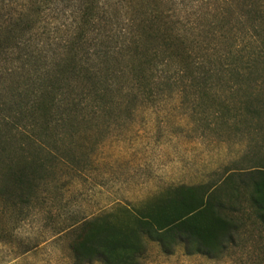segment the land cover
Segmentation results:
<instances>
[{
    "label": "rangeland",
    "instance_id": "1",
    "mask_svg": "<svg viewBox=\"0 0 264 264\" xmlns=\"http://www.w3.org/2000/svg\"><path fill=\"white\" fill-rule=\"evenodd\" d=\"M100 1L103 8L75 54L67 52L65 40L75 31L79 2L57 0L26 36L36 57L0 64L2 102L17 100L22 83L36 87L46 69L57 71L68 62L74 73L61 75L57 86L77 87L84 102L61 112L63 121L23 129L39 135L43 148L24 145L21 184L0 170V264H73L71 243L85 222L101 225L107 218L121 228L127 222L123 210L133 212L174 187L218 185L228 177L242 187L241 177L264 167V66L241 80L229 67V51L248 45L253 32L264 46V0ZM6 11L0 9V16ZM219 13L225 16L215 18ZM141 20L155 25L143 29ZM124 29L141 41L140 50L127 52ZM176 35L190 57L170 63L162 74L165 39ZM133 65L144 73L136 76ZM86 68L113 86L92 89L96 79L88 81ZM252 94L258 100L249 112ZM241 192L249 213L248 192ZM248 231L245 247L215 258L186 253L180 243L167 254L146 239L140 264H264V232L251 225Z\"/></svg>",
    "mask_w": 264,
    "mask_h": 264
},
{
    "label": "trees",
    "instance_id": "2",
    "mask_svg": "<svg viewBox=\"0 0 264 264\" xmlns=\"http://www.w3.org/2000/svg\"><path fill=\"white\" fill-rule=\"evenodd\" d=\"M56 1L0 0V9H7L5 15L0 16L1 65L3 63L13 65L15 61L24 64L27 56L36 57L30 51L29 39L26 36L34 31L33 27L41 23L40 13L46 12ZM77 1L79 3L73 11L76 20L71 22L75 31L73 30L69 35L70 38L65 40L66 44H69L66 46L69 54L71 52L75 54V50L83 46L81 42L85 41V28L93 22V16H96L99 8L102 7L100 0ZM138 6L133 4L130 7ZM141 6L143 7L142 3L139 7ZM174 16L165 17L172 20ZM217 16L225 15L219 13L214 17ZM240 18L242 20L244 16L239 14L237 19ZM126 24L132 27L134 19L128 20ZM154 25L150 20H141L138 24L143 29L148 28L146 30ZM252 29L257 27L253 25ZM129 33L131 34L125 29L122 31L127 52L132 49L136 52L140 50L141 41L131 40L127 36ZM257 33L250 34L248 45L243 47L237 45L233 47L235 48L233 52L229 51V58L233 60L229 67L233 75L240 80L248 78L258 67L264 66V46H259L258 39L261 34L259 33V36ZM165 40H167L165 43L167 59L159 64V71L162 74H166L169 70L170 63L173 64L176 60L186 63L190 57L182 47L180 35ZM237 63L241 65L240 69H237ZM74 69V65L71 66L69 62L57 71L46 69L44 77L38 78L40 84L34 82L36 87L30 88L23 83L17 87L15 95L17 100L6 102L0 100V170L10 171L18 184H21L24 172L18 165V157L24 150V145L29 142L35 145L34 147L37 146V149L43 148L39 135L34 132L24 133L23 129L48 126L55 120L63 121L61 112L71 107L82 106L84 103L83 91H77V87L57 86L60 79L63 81L61 75L65 72L74 73ZM132 69L136 76L138 73H144L143 69L138 70V65H133ZM179 71L183 72L182 69ZM3 73L0 71V77H4ZM86 73L90 75L88 81L96 79L91 83L92 89L94 87L107 89L113 86L110 82L107 84L100 82L98 73H93L91 76L89 68H86ZM46 79L48 81L44 82ZM80 81L84 85L87 84L84 79ZM250 97L246 104L249 112L254 107L253 101L258 100L256 94ZM14 144L15 147L11 149V145ZM31 163L35 162L32 160ZM239 182L242 187H239L231 177L222 180L218 185L174 187L161 199L137 208L133 212L123 210L127 222L121 228L114 227L107 218L100 220L101 225H97L96 221L85 222L77 227L71 243L73 264H89L93 261L102 264H140L145 252L146 239L155 240L167 254L171 252L174 244L180 243L186 253L201 254L209 258L221 257L233 247H245L247 240L244 236L249 232V225L256 226L264 232V167L249 171L240 178ZM241 188L248 192L249 213L240 203L244 194Z\"/></svg>",
    "mask_w": 264,
    "mask_h": 264
}]
</instances>
